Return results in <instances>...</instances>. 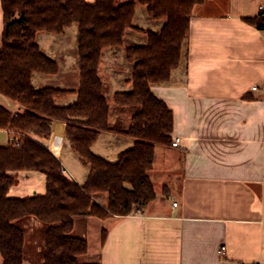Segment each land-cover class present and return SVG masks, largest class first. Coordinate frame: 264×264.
I'll return each instance as SVG.
<instances>
[{
	"label": "crops",
	"instance_id": "crops-1",
	"mask_svg": "<svg viewBox=\"0 0 264 264\" xmlns=\"http://www.w3.org/2000/svg\"><path fill=\"white\" fill-rule=\"evenodd\" d=\"M140 6L147 14V7L137 3L133 25L141 31L127 29L123 46L104 50L99 67L109 90L112 121L121 119L125 125L132 113L115 112L114 95L133 89L134 65L127 61L126 49L147 45V32L160 31L164 24L151 19L156 29L137 26ZM261 6L264 0H206L196 6L179 68L169 83L151 86L154 96L173 112L172 138L180 141L179 147H156L150 173L158 175L161 196L150 176L157 197L145 209L107 220L76 217L72 235L89 245L88 254L80 258L82 264H264V31L245 21L260 17ZM3 32L0 0V47ZM73 63L66 77L70 88L48 85L61 69L57 75L35 74L33 86L78 91L81 75L76 58ZM77 99L76 94L70 95L57 104L69 106ZM0 106L13 115L26 112L2 94ZM66 129V123L56 121L44 143L62 163L64 175L83 186L90 166L67 141ZM16 138L10 131H0V147H8ZM134 143L130 137L103 132L92 151L103 157L106 151L118 150V158ZM10 174L18 181L10 190L11 198L46 195L45 174ZM98 200L104 203L106 197ZM16 225L25 232L23 264H44L47 227L34 217ZM0 264H4L1 255Z\"/></svg>",
	"mask_w": 264,
	"mask_h": 264
},
{
	"label": "trees",
	"instance_id": "trees-1",
	"mask_svg": "<svg viewBox=\"0 0 264 264\" xmlns=\"http://www.w3.org/2000/svg\"><path fill=\"white\" fill-rule=\"evenodd\" d=\"M206 0H1L4 32L0 47V94L26 109L13 115L0 106V131L15 134V141L0 147V255L4 264H23L25 232L16 222L34 217L47 227L44 264H82L88 242L72 235L76 217L130 216L143 210L157 197L150 178L156 147L173 144L174 115L154 96L152 85L171 81L183 59L192 13ZM137 3L147 7L151 19L163 20L160 31H148L145 46L126 49V59L134 65L133 89L114 95L115 112L132 113L128 125L112 121L109 90L100 77L104 50L124 44L133 25ZM245 21L264 31V13ZM78 25L76 64L81 83L78 91L52 87L36 89L35 74L57 75L58 62L42 52L40 32L62 35ZM141 31L139 28H135ZM78 99L69 106L57 100L70 95ZM56 121L67 125L66 138L81 161L90 166L83 186L64 175L62 163L50 152L49 140ZM103 132H113L135 140L116 163L95 155L92 147ZM40 172L47 177V193L42 197L13 199L18 184L14 172ZM105 196L104 203L98 200ZM102 234V241L106 238ZM99 264V263H97Z\"/></svg>",
	"mask_w": 264,
	"mask_h": 264
},
{
	"label": "rangeland",
	"instance_id": "rangeland-1",
	"mask_svg": "<svg viewBox=\"0 0 264 264\" xmlns=\"http://www.w3.org/2000/svg\"><path fill=\"white\" fill-rule=\"evenodd\" d=\"M119 1L123 2L124 0H119ZM141 11H142V7L140 6L137 13L136 25L145 30L156 29L150 24L149 20H151V18H149L147 14L146 15L143 14ZM77 31H78V25L74 24L72 25V27L66 29L65 33L62 35L51 34L47 32L38 33L37 41L41 47L42 52L48 55L50 58L56 60L59 63L61 69L60 75L58 77L52 76L50 77V79H48V85H60L58 87H60L61 89H67L71 87V86H66L69 83L66 77L69 74L68 66L74 64L73 63L74 58L77 57L76 54ZM52 52H54V54ZM55 56L56 59L54 58ZM102 145H103V140L101 139L100 144L98 145L99 146L98 148L100 150L103 149ZM123 149L125 148H121V150ZM117 151L118 150L106 151L105 153L107 154H105L103 157L110 160L111 162H116L118 159L116 156ZM96 152L99 153V150L96 149ZM113 153H115V156ZM158 159L159 160L161 159L160 154L158 156ZM150 176L152 177L153 181L156 183L157 192H159V195L161 196V190H160L161 186L159 185L158 175L156 173L153 175L150 173Z\"/></svg>",
	"mask_w": 264,
	"mask_h": 264
},
{
	"label": "built area",
	"instance_id": "built-area-1",
	"mask_svg": "<svg viewBox=\"0 0 264 264\" xmlns=\"http://www.w3.org/2000/svg\"><path fill=\"white\" fill-rule=\"evenodd\" d=\"M260 10H261V11H264V6H261V7H260ZM253 89H254V91H257V90H258V87H254ZM15 144H16L17 146L19 145V141H18V139L15 141ZM173 146H174V147H179V146H180V141H179V140L174 141V142H173ZM175 206H177V204H175Z\"/></svg>",
	"mask_w": 264,
	"mask_h": 264
}]
</instances>
